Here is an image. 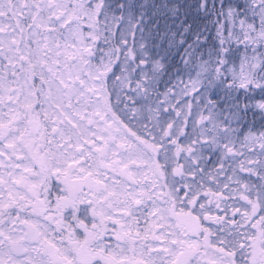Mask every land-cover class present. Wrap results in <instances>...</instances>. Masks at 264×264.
Here are the masks:
<instances>
[{
    "label": "snow or ice",
    "instance_id": "obj_1",
    "mask_svg": "<svg viewBox=\"0 0 264 264\" xmlns=\"http://www.w3.org/2000/svg\"><path fill=\"white\" fill-rule=\"evenodd\" d=\"M0 264H264V0H0Z\"/></svg>",
    "mask_w": 264,
    "mask_h": 264
},
{
    "label": "rangeland",
    "instance_id": "obj_2",
    "mask_svg": "<svg viewBox=\"0 0 264 264\" xmlns=\"http://www.w3.org/2000/svg\"><path fill=\"white\" fill-rule=\"evenodd\" d=\"M195 95V94H194ZM185 99H191V97H187ZM193 106H194V110H195V102L193 101ZM174 115V114H173Z\"/></svg>",
    "mask_w": 264,
    "mask_h": 264
}]
</instances>
